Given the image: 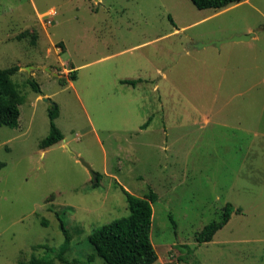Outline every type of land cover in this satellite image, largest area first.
<instances>
[{"label":"rangeland","instance_id":"374dc122","mask_svg":"<svg viewBox=\"0 0 264 264\" xmlns=\"http://www.w3.org/2000/svg\"><path fill=\"white\" fill-rule=\"evenodd\" d=\"M11 66L23 102L18 125L0 126V264L44 257L61 225L67 264H105L88 236L128 215L121 187L156 195L154 264H264V0H0ZM44 97L63 139L40 149ZM226 203L240 213L197 243Z\"/></svg>","mask_w":264,"mask_h":264},{"label":"trees","instance_id":"16d2710c","mask_svg":"<svg viewBox=\"0 0 264 264\" xmlns=\"http://www.w3.org/2000/svg\"><path fill=\"white\" fill-rule=\"evenodd\" d=\"M242 0H190L199 10L222 9L232 4H237ZM28 36L21 33L18 38ZM36 40V37H33ZM34 43V41H32ZM62 46V45H60ZM63 49V48H62ZM17 66L0 69V126L14 128L18 125L20 110L23 97L12 82L11 77L18 71ZM69 78L74 81L77 77L76 70L71 68ZM60 86L66 84V80L59 78ZM122 84L135 86V81L122 80ZM33 91L38 92L39 88L35 81H30ZM58 116V110L48 108L49 133L39 143L40 149H46L63 139L61 131L56 127L54 120ZM149 122V121H148ZM145 123L144 127L147 126ZM98 176V175H97ZM98 180V177H97ZM96 184V183H95ZM95 188L96 185L93 184ZM129 211L127 216L115 219L108 224H104L88 236V242L96 256L105 264H154L158 260V255L151 243L150 231L152 222V203L156 200V195L152 190L145 193L142 197L131 195L123 187L120 188ZM240 213V209H234L230 203H226L222 209L221 217L218 220L206 224L196 235V242L199 244L210 242L214 235L222 229L229 221L232 213ZM170 223L175 226L171 216ZM65 233V240L58 248H47L44 257L37 258L32 255L26 262L18 264H56L52 258L61 264H67L64 255L68 250L69 236L61 225Z\"/></svg>","mask_w":264,"mask_h":264},{"label":"water","instance_id":"95a60500","mask_svg":"<svg viewBox=\"0 0 264 264\" xmlns=\"http://www.w3.org/2000/svg\"><path fill=\"white\" fill-rule=\"evenodd\" d=\"M96 1V0H95ZM250 38V35L249 36H236V37H233L231 40L232 41H246ZM47 71H50L49 69L46 68ZM42 100L50 107V109H53L55 107V104L48 98H42ZM84 166L85 168L87 169V171L90 173L91 175V179H92V183L95 184L97 182V174L94 173L91 169V167L86 164L83 160H79Z\"/></svg>","mask_w":264,"mask_h":264},{"label":"crops","instance_id":"0c3cea01","mask_svg":"<svg viewBox=\"0 0 264 264\" xmlns=\"http://www.w3.org/2000/svg\"><path fill=\"white\" fill-rule=\"evenodd\" d=\"M33 9L36 11V7H33ZM49 10H51V11L54 12V14H55V10H54V9H49ZM36 13H37V14H36L37 17H38L39 19H41V18L39 17L41 14H39V12H37V11H36ZM50 24H51V23H50ZM42 27L44 28V26H42ZM27 30H28V32H31V31H32L33 33L37 34L36 31L32 28V26L29 27V28H27ZM35 34H34V35H35ZM36 36H37L36 38L39 37L38 34H37ZM61 43H62V42H61ZM64 48H65V46H64ZM67 63L69 64L70 62H67ZM72 67H73V70H75V67H74L72 64H70V67H69L68 71H69V70L71 71V70H72V69H71Z\"/></svg>","mask_w":264,"mask_h":264},{"label":"built area","instance_id":"2783aa9c","mask_svg":"<svg viewBox=\"0 0 264 264\" xmlns=\"http://www.w3.org/2000/svg\"><path fill=\"white\" fill-rule=\"evenodd\" d=\"M49 15H54V12L53 13H50ZM51 21L47 22L48 24L50 23Z\"/></svg>","mask_w":264,"mask_h":264}]
</instances>
